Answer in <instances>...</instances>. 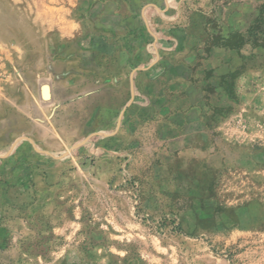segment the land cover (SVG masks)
<instances>
[{"label": "rangeland", "instance_id": "obj_1", "mask_svg": "<svg viewBox=\"0 0 264 264\" xmlns=\"http://www.w3.org/2000/svg\"><path fill=\"white\" fill-rule=\"evenodd\" d=\"M26 1L0 0L5 88L14 51L49 34ZM207 2L189 58L125 120L83 121L48 189L0 198V264H264V0Z\"/></svg>", "mask_w": 264, "mask_h": 264}, {"label": "crops", "instance_id": "obj_2", "mask_svg": "<svg viewBox=\"0 0 264 264\" xmlns=\"http://www.w3.org/2000/svg\"><path fill=\"white\" fill-rule=\"evenodd\" d=\"M205 2H22L27 8L42 5V18L35 16L49 34L28 35L14 51L22 61L5 67L17 71L10 88L0 78V198L26 194L32 200L34 189H48L51 179L41 173L61 164L70 140L89 136L83 121L114 128L125 120L147 79L176 70L164 60L189 58L197 7Z\"/></svg>", "mask_w": 264, "mask_h": 264}]
</instances>
